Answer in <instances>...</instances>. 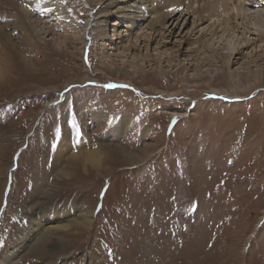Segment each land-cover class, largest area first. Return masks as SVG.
I'll use <instances>...</instances> for the list:
<instances>
[{"label": "rangeland", "instance_id": "1", "mask_svg": "<svg viewBox=\"0 0 264 264\" xmlns=\"http://www.w3.org/2000/svg\"><path fill=\"white\" fill-rule=\"evenodd\" d=\"M63 2L83 28L97 11ZM228 3L200 26L184 11L170 44L125 54L121 41L111 49L94 40L105 29L94 24L86 47L69 37L57 50L2 4L0 24L22 56L0 43V264H264V22L236 20ZM228 19L231 34L226 24L209 30ZM65 139L76 148L87 139L88 152L105 145L102 166L73 163L61 177V161L78 152L54 171ZM52 189L57 212H88L92 223L43 222L19 248L30 217L44 219L29 210L30 198Z\"/></svg>", "mask_w": 264, "mask_h": 264}, {"label": "bare ground", "instance_id": "2", "mask_svg": "<svg viewBox=\"0 0 264 264\" xmlns=\"http://www.w3.org/2000/svg\"><path fill=\"white\" fill-rule=\"evenodd\" d=\"M63 1L65 0H0V9H2L3 3L8 2V7L11 10H18L20 14L24 13L28 16V18H30V20L28 22L24 21L23 23L19 22L23 30H27L29 34L33 33L40 39L51 36L55 39L54 43L57 50H64L67 46V40L69 37L78 38L80 41L79 45L84 48L87 46L88 40L91 37V34L88 33L89 26L94 24L96 26L103 27L105 28L102 30L103 34L99 36L96 35L94 40H101L106 43L104 46H108L113 49L112 47H115L118 41H121L119 44L123 45L125 43L124 39L127 37L128 39L126 42H128V45H121L119 49L120 51L122 50L121 54H125L130 51H137L140 49V46L146 42L154 43L159 40L158 44L163 47L170 44L169 39H171L173 34L171 28L176 21L181 20L182 17L184 18V16L187 15L184 11H188V15L192 14L198 16L197 21L200 22V26L207 23L209 20H212V17L218 12V5H221L223 11L228 12V2L230 1L236 14V20L240 18L247 21L261 20L264 22V0H198L199 3L203 2L204 4L201 6L199 5L196 9L193 8V2L187 0H84L87 5L96 6L97 11L90 16L89 20L85 24V28H83L77 21V15L73 13L74 9L65 6ZM103 5L106 6L104 7ZM253 8L254 11H251ZM207 13H209V15H205ZM20 14L18 16L19 18L21 17ZM178 14H180V16L177 19ZM48 16H50L51 19L46 21L45 19ZM78 16L81 15L79 14ZM110 18H115L116 20L110 24L108 23ZM232 21L228 19L218 25L216 23L210 24L208 25V28L209 30L212 29V34L215 35L217 34V27H221L226 24L227 26L224 25L226 27L223 29V32L231 34V32H233ZM119 26L127 28L128 31L119 32V30H116ZM112 27H114V30L112 31L113 35L109 36V32H111ZM243 27L244 26L240 29L244 30ZM7 28L8 26L0 24V39H2L0 43H3V46L6 47V50L8 51V53L5 52L6 54L14 53L15 55L21 57L22 55L17 51L13 38L6 32ZM57 30L60 31L59 34L55 32ZM135 31L137 32L135 33L137 34V37L135 38L136 41H132V36ZM123 32H127L128 34L123 36ZM249 40L251 41L254 39ZM249 40H246V42H248L247 45L252 44ZM148 45L146 47H148ZM223 46L225 48V45ZM146 49L148 50V48ZM22 60L24 61V63L22 62L24 66L29 68L31 67L33 69V67L30 66L24 58H22L21 61ZM1 79L2 77L0 76V81ZM97 116L99 115H96V117ZM125 121L126 120H123L118 132L126 130L128 123ZM149 133L150 130L145 129L143 131L144 137L148 136ZM85 140L83 139L82 145L77 148L72 147V143L69 140L66 141V139L61 143L54 171L57 169L58 162L61 161L60 159L62 157L71 155V153L74 150L76 151V149L78 151L76 155H71L69 158L70 164L67 166L63 167V160L61 161V177H69L68 175L73 169V163L80 162L84 168L90 166V168L94 170L99 169L102 166L103 158L101 157V154L105 151V145H101V150L99 152H95L92 148L94 144L90 145L91 150L89 149L88 152L84 149L89 145L88 140ZM152 146L153 145L147 144L144 150L149 151L150 148L152 149ZM121 151L124 154V157L129 160H136L139 158L138 155L133 153H128L123 150ZM51 191L48 193L46 192L45 196H42L41 192L37 191L30 198L29 202L31 203V208L29 210L34 216L42 213L41 215L44 219L38 220L36 217H30L32 224H30L28 229H24L21 233L17 244L20 246L19 248H22L32 236H35L38 232L42 231H40V228L43 222L47 223L50 220H53L64 224L67 223L68 220H71L74 223L77 222V227H87V225L92 223L91 215L88 212L81 214V211L79 210V212L74 216L71 215V211L67 210V208L57 212L58 207L56 206L54 208L51 206V201L53 200V196L56 191H53V189ZM58 228L64 231L70 229L71 227L69 225H59ZM36 252L38 251H31L27 254V256H32L33 254H36Z\"/></svg>", "mask_w": 264, "mask_h": 264}]
</instances>
